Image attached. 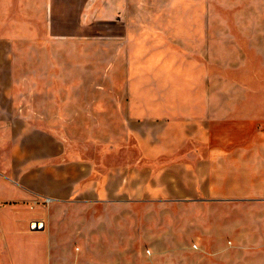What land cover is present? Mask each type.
Wrapping results in <instances>:
<instances>
[{
  "label": "crops",
  "instance_id": "0c3cea01",
  "mask_svg": "<svg viewBox=\"0 0 264 264\" xmlns=\"http://www.w3.org/2000/svg\"><path fill=\"white\" fill-rule=\"evenodd\" d=\"M162 1L83 24L96 55L63 88L49 56L2 91L0 264H264V106L230 86L218 9L196 0L167 32ZM108 111L122 130L105 140Z\"/></svg>",
  "mask_w": 264,
  "mask_h": 264
},
{
  "label": "rangeland",
  "instance_id": "374dc122",
  "mask_svg": "<svg viewBox=\"0 0 264 264\" xmlns=\"http://www.w3.org/2000/svg\"><path fill=\"white\" fill-rule=\"evenodd\" d=\"M163 2L168 9H176V12L168 10V13L172 14V19L171 25L166 29L167 32L176 31L175 21L177 24L180 23L179 20L187 19L185 16H188L186 14L189 10L202 6L196 0H166L162 1V4ZM119 4H123V0H0V100L4 98L1 93L6 88L32 87L35 57L50 56L56 59L57 87L63 88L66 74L70 73V70L74 73L79 71L77 62L82 58L89 60L91 58L88 57L96 55L94 46L81 44L79 40L81 38L76 35L80 27L83 24L95 26L97 22L101 24L102 29L108 25L111 27L113 17L111 9ZM205 6L218 9L216 16L218 42L225 38V42L220 44L222 48L217 49L218 56H232V63L236 66H231L232 72H229L232 77L230 86L256 90L255 93L258 95H252L250 99H258V110H261L264 106V0H206ZM189 18L193 19L192 16ZM224 27L227 28L226 33ZM187 30L188 32L180 30L181 34H176H180L181 37H184L182 33L194 35L192 28ZM92 33L89 29L87 33L89 38L96 35ZM39 65L44 66L43 63ZM84 82H87L90 88L115 87L114 81L111 80L90 79ZM106 98L111 102V97ZM2 101L4 102V99ZM108 106L111 108L112 104ZM245 106L242 110L246 113L256 110L252 106L245 109ZM112 124V112L108 111L105 140L122 130L113 127ZM89 130L91 133L96 129ZM233 258L235 261L238 257ZM177 262L178 257L168 258V263Z\"/></svg>",
  "mask_w": 264,
  "mask_h": 264
},
{
  "label": "water",
  "instance_id": "95a60500",
  "mask_svg": "<svg viewBox=\"0 0 264 264\" xmlns=\"http://www.w3.org/2000/svg\"><path fill=\"white\" fill-rule=\"evenodd\" d=\"M38 225H40V223H38Z\"/></svg>",
  "mask_w": 264,
  "mask_h": 264
}]
</instances>
